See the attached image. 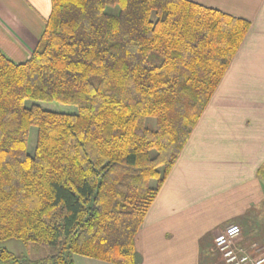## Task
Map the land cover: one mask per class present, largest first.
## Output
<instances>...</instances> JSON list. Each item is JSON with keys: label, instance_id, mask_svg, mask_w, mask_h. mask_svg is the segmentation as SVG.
I'll use <instances>...</instances> for the list:
<instances>
[{"label": "trees", "instance_id": "trees-1", "mask_svg": "<svg viewBox=\"0 0 264 264\" xmlns=\"http://www.w3.org/2000/svg\"><path fill=\"white\" fill-rule=\"evenodd\" d=\"M249 28L191 0H52L32 57L0 52V242L56 251L0 248V264H138L137 234Z\"/></svg>", "mask_w": 264, "mask_h": 264}, {"label": "crops", "instance_id": "crops-1", "mask_svg": "<svg viewBox=\"0 0 264 264\" xmlns=\"http://www.w3.org/2000/svg\"><path fill=\"white\" fill-rule=\"evenodd\" d=\"M191 1L250 28L145 217L138 264H220L214 240L231 223L241 245L264 250V0ZM51 14L52 0H0V52L28 61ZM234 202L236 215L214 218ZM74 264L113 263L75 255Z\"/></svg>", "mask_w": 264, "mask_h": 264}, {"label": "rangeland", "instance_id": "rangeland-1", "mask_svg": "<svg viewBox=\"0 0 264 264\" xmlns=\"http://www.w3.org/2000/svg\"><path fill=\"white\" fill-rule=\"evenodd\" d=\"M107 12L118 13L119 7L108 8ZM28 105H30V102L28 103ZM43 106L48 110H53V111H58V112L75 113L77 111V109L74 107L64 106V105H61V104L56 103V102L46 103V104H43ZM36 136H37V129L32 128V130L30 132V136H29V150L31 152L34 151L35 146H36ZM238 207H240V206H238V204H236L235 202L232 204L229 203L225 207L220 208L219 213L216 212L214 218L219 219V218L225 217V216L228 217L229 215H234V214L236 215L238 213L237 212ZM239 217H244V215H241ZM231 224H233V223H231ZM238 225H240V224H238ZM240 227L242 229L241 225H240ZM223 231L224 230H222L221 232H223ZM33 246H34L33 244L28 246L24 242H22L21 240H16V239L0 242V248H6L10 252H12L16 255H25L28 258H30L31 260L42 259V258L46 257L47 255L54 253L56 251L55 248H52V247L51 248H46V247L34 248ZM214 246H215V243H214ZM220 264H224L222 262V260H220Z\"/></svg>", "mask_w": 264, "mask_h": 264}, {"label": "built area", "instance_id": "built-area-1", "mask_svg": "<svg viewBox=\"0 0 264 264\" xmlns=\"http://www.w3.org/2000/svg\"><path fill=\"white\" fill-rule=\"evenodd\" d=\"M242 229L238 224L228 225L215 240V248L224 264H264V251L257 243L250 248L239 243Z\"/></svg>", "mask_w": 264, "mask_h": 264}]
</instances>
